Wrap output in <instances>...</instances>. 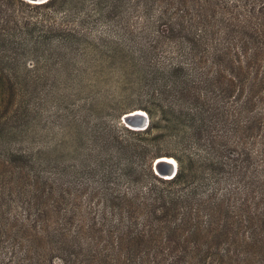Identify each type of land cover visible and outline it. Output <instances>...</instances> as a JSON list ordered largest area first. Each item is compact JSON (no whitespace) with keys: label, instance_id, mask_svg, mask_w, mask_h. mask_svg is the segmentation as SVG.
<instances>
[{"label":"trees","instance_id":"obj_1","mask_svg":"<svg viewBox=\"0 0 264 264\" xmlns=\"http://www.w3.org/2000/svg\"><path fill=\"white\" fill-rule=\"evenodd\" d=\"M94 52L133 108L70 104ZM55 260L264 264V0H0V264Z\"/></svg>","mask_w":264,"mask_h":264},{"label":"rangeland","instance_id":"obj_2","mask_svg":"<svg viewBox=\"0 0 264 264\" xmlns=\"http://www.w3.org/2000/svg\"><path fill=\"white\" fill-rule=\"evenodd\" d=\"M21 8L23 9V7ZM89 42L93 44L90 40ZM95 55V52L90 55L92 63H89L84 68L85 78L81 83L82 90H80L78 96L70 98V104L77 101L83 102L86 105V109L96 115L95 111L100 110L99 108L103 106L107 107L108 104L110 106H117L118 108H127L128 110L133 108L132 106L137 102L133 92L136 94L138 86L125 80L124 77L122 79V76L125 73H129L127 71H130L132 67L122 64L117 56L107 60L104 55L100 54L96 60ZM120 118L121 116L119 117L120 123L126 127ZM117 133L122 138H133L131 134L124 130H117ZM158 145L161 146L162 143L159 142ZM167 157L174 159L172 156ZM54 264L60 263L58 260H55Z\"/></svg>","mask_w":264,"mask_h":264},{"label":"water","instance_id":"obj_3","mask_svg":"<svg viewBox=\"0 0 264 264\" xmlns=\"http://www.w3.org/2000/svg\"><path fill=\"white\" fill-rule=\"evenodd\" d=\"M29 3H41L46 0H24ZM121 122L131 130H142L146 127L148 123V117L146 113L142 110L133 109L131 111L125 112L121 115ZM164 158L167 156H160L153 159L151 163V169L154 174L163 179L171 178L176 171V161L173 159V163H169Z\"/></svg>","mask_w":264,"mask_h":264},{"label":"bare ground","instance_id":"obj_4","mask_svg":"<svg viewBox=\"0 0 264 264\" xmlns=\"http://www.w3.org/2000/svg\"><path fill=\"white\" fill-rule=\"evenodd\" d=\"M137 111V110H136ZM163 160H166L169 163H173V159L171 157L164 158Z\"/></svg>","mask_w":264,"mask_h":264}]
</instances>
